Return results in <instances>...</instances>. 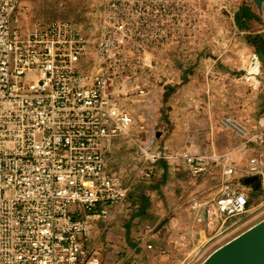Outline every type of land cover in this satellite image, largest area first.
<instances>
[{
	"label": "built area",
	"instance_id": "2783aa9c",
	"mask_svg": "<svg viewBox=\"0 0 264 264\" xmlns=\"http://www.w3.org/2000/svg\"><path fill=\"white\" fill-rule=\"evenodd\" d=\"M21 1L0 0V264H102L96 230L130 192L105 154L135 124L126 103L152 107L176 56L197 53L199 0H89L100 11L92 35L68 20L22 31ZM153 141L148 170L164 157ZM182 158L194 176L211 163ZM250 164L264 174V154ZM216 204L220 229L249 212L229 182Z\"/></svg>",
	"mask_w": 264,
	"mask_h": 264
},
{
	"label": "crops",
	"instance_id": "0c3cea01",
	"mask_svg": "<svg viewBox=\"0 0 264 264\" xmlns=\"http://www.w3.org/2000/svg\"><path fill=\"white\" fill-rule=\"evenodd\" d=\"M237 13L242 34L264 39V17L257 9L244 3ZM246 45L255 53L248 74L256 85L249 87L223 75L220 64L227 67L228 56H212L207 62L194 54L189 60L195 68L189 70L183 66V55L176 56L175 66L167 69V84L152 107L144 106V99L139 97L132 104L126 103L135 116L134 126H149L154 131L152 150H160L164 157L151 170L148 166L146 191L133 196L130 190L122 203L110 208L108 220L99 223L93 245L100 251L102 264H170L175 257L171 250L182 245L181 229L198 216V206L208 199L216 201L226 181L244 182L248 157L264 154V55ZM254 57L259 74L250 70ZM237 60L240 62V58ZM239 66L232 63L229 70L245 72ZM226 119L246 125L251 138L243 141L230 120L224 123ZM115 138L106 156L110 166L113 159L119 158ZM250 141L256 142L254 147L248 145ZM183 153L210 160L208 171L194 176ZM231 168L234 174L227 175ZM258 177L248 186L244 183V190H235L248 192L253 187L263 191L264 174Z\"/></svg>",
	"mask_w": 264,
	"mask_h": 264
},
{
	"label": "rangeland",
	"instance_id": "374dc122",
	"mask_svg": "<svg viewBox=\"0 0 264 264\" xmlns=\"http://www.w3.org/2000/svg\"><path fill=\"white\" fill-rule=\"evenodd\" d=\"M244 3L256 9L253 0H199L196 54L200 55L201 60L207 62H211L212 56L221 57L222 59L228 56L229 59H225L228 60L227 67L224 66V63L220 64L223 75H226L227 78H234L250 87L257 83L248 74V67L255 53L249 45H246L249 44L246 38L247 34H242L237 20V12ZM99 13L98 6L92 5L89 0H22L16 11L17 23L15 26L23 31L35 23L48 24L55 20H68L75 27L92 35L97 28ZM240 42L243 44L240 45ZM240 50L242 51L240 52ZM187 54L188 52L185 50L183 66L189 70L194 69V62L189 60L190 56ZM232 57L234 60L230 59ZM238 58H240V62L237 60ZM232 63H236V66L240 65L239 67L245 72L235 70L231 73L229 68H231ZM224 83L223 81L222 84ZM229 120H224V123H229ZM237 124L246 128L244 134L240 133L243 141L250 139L248 127L240 123ZM154 130L157 131L158 126ZM116 138L118 141L115 145V151L119 158L117 160L113 159L111 166L108 164L106 156L112 149L113 146H111L105 154L106 164L111 172L130 186L131 194L135 196L143 190L146 191L148 187L150 178L146 177L145 174L149 164L145 160L142 150L148 142H151V139H154V144L156 136L152 134L149 126L138 125L126 134H121ZM255 143V141H250L248 145L252 147ZM251 158L248 157L247 171L244 173L245 178L259 176L258 174H247L252 172L250 171L252 168ZM231 174H234L233 170ZM229 183L233 190H235L234 187L245 189L243 187L245 184L242 181L231 180ZM238 192L247 195L249 212L226 220L224 226L220 229L222 222L216 210L217 200L211 201L208 199L204 204L198 206L201 209L198 216L192 221L188 220L183 225L182 234L179 235L183 236L182 245L171 250L174 252L175 257L170 264H202L209 254L218 247L264 219V190L259 192L252 187L248 189V192ZM209 215L212 217V229H208L205 225V220Z\"/></svg>",
	"mask_w": 264,
	"mask_h": 264
},
{
	"label": "water",
	"instance_id": "95a60500",
	"mask_svg": "<svg viewBox=\"0 0 264 264\" xmlns=\"http://www.w3.org/2000/svg\"><path fill=\"white\" fill-rule=\"evenodd\" d=\"M253 3L264 17V0ZM258 180V176H250L244 183L250 185ZM202 264H264V219L213 251Z\"/></svg>",
	"mask_w": 264,
	"mask_h": 264
},
{
	"label": "trees",
	"instance_id": "16d2710c",
	"mask_svg": "<svg viewBox=\"0 0 264 264\" xmlns=\"http://www.w3.org/2000/svg\"><path fill=\"white\" fill-rule=\"evenodd\" d=\"M248 43L255 47V49L260 53V55H264V39L259 35H252L247 37ZM145 198V196H144Z\"/></svg>",
	"mask_w": 264,
	"mask_h": 264
},
{
	"label": "bare ground",
	"instance_id": "6f19581e",
	"mask_svg": "<svg viewBox=\"0 0 264 264\" xmlns=\"http://www.w3.org/2000/svg\"><path fill=\"white\" fill-rule=\"evenodd\" d=\"M257 62H258V61H257V58L254 57L253 60H252V66H251V69H250V70H251L252 72L256 73V74H259L260 70H259V68H258L257 65H256ZM229 122H230L231 125H233L235 128H237V129L240 131V133L244 134V133L246 132L245 127H243V126L237 124L235 121L230 120ZM230 241H231V240H230ZM228 242H229V241H228ZM218 248H219V247H218ZM218 248H217V250H218ZM214 251H215V250H214ZM209 255H210V254H209ZM203 262H204V261H203Z\"/></svg>",
	"mask_w": 264,
	"mask_h": 264
}]
</instances>
